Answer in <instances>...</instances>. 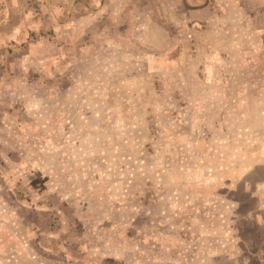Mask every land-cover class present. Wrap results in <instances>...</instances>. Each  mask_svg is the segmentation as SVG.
<instances>
[{"label":"rangeland","instance_id":"obj_1","mask_svg":"<svg viewBox=\"0 0 264 264\" xmlns=\"http://www.w3.org/2000/svg\"><path fill=\"white\" fill-rule=\"evenodd\" d=\"M204 1L0 0V264H260L264 42Z\"/></svg>","mask_w":264,"mask_h":264},{"label":"crops","instance_id":"obj_2","mask_svg":"<svg viewBox=\"0 0 264 264\" xmlns=\"http://www.w3.org/2000/svg\"><path fill=\"white\" fill-rule=\"evenodd\" d=\"M43 5V3H40ZM225 5H228V15L227 19L229 20V25H235L239 28L240 33L246 35L249 39L255 37V39L259 38L264 42V0H205L200 6L201 10H208L210 8L213 14L214 24L216 19H220L221 17L217 14L216 10L222 9ZM204 12V11H203ZM223 16V15H222ZM218 17V18H215ZM233 20V21H231ZM261 36V37H258ZM1 106H3L0 103ZM7 111L5 112L4 108H0V118H8ZM5 122L0 123V135L5 134ZM5 159L0 158V162ZM2 168L0 169V184H6V178L9 176L6 175L5 166L0 163ZM264 174L258 175L253 178L252 185L259 184L261 188L260 195V203L257 208L251 211L249 215V219H253L254 222H257L259 225V235L261 241V251H260V264H264ZM249 181V179H246ZM263 192V193H262ZM3 218L2 222H5V217L0 214V219ZM1 222V221H0ZM0 230L2 233L6 234V229L0 225ZM256 230V229H255ZM6 242V241H4ZM4 245V244H3ZM248 260V259H246ZM248 264V263H246Z\"/></svg>","mask_w":264,"mask_h":264}]
</instances>
